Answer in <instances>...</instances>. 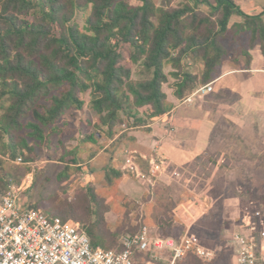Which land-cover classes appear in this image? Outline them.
<instances>
[{"label":"trees","instance_id":"obj_1","mask_svg":"<svg viewBox=\"0 0 264 264\" xmlns=\"http://www.w3.org/2000/svg\"><path fill=\"white\" fill-rule=\"evenodd\" d=\"M78 12L86 14L82 26L76 20ZM233 15L243 17V22L230 25ZM243 32L250 34V46L260 43L264 54V13L249 15L235 0H161L160 4L155 0L138 4L126 0H0V166L6 156L17 159L23 155L29 160L34 146L28 138L48 142L56 122L68 110L83 109V93H89L95 125L105 127L108 137L117 126L132 129L159 119L168 121L172 105L164 85L173 89L179 101L184 100L213 80L228 54L223 41ZM245 54L250 57L249 52ZM189 63L201 64L202 72L188 70ZM136 64L151 76L134 79ZM167 65L171 72L165 70ZM100 131L89 132L84 141H96ZM72 159L71 163L78 164L76 157ZM121 177L115 167L105 174L109 185ZM11 183V178L0 174V193ZM223 183L232 186V182ZM245 194L235 192L238 200ZM228 197L225 194L217 202L218 214L226 213ZM178 204L179 200H172L174 210ZM52 211L46 213L80 221L94 246L121 250L125 230L108 226L104 216L108 206L94 183L77 190L71 200H61ZM169 211L158 228L179 237L184 232L172 231L175 217L168 216ZM214 214L201 218L198 230L209 229L206 220L218 218ZM143 225L129 233H137ZM148 258V252L135 255L139 261ZM219 259L207 261L188 252L176 264H217Z\"/></svg>","mask_w":264,"mask_h":264},{"label":"rangeland","instance_id":"obj_2","mask_svg":"<svg viewBox=\"0 0 264 264\" xmlns=\"http://www.w3.org/2000/svg\"><path fill=\"white\" fill-rule=\"evenodd\" d=\"M126 1L131 4L140 3V0ZM155 2L160 4L161 0H155ZM85 16L86 14L82 12H78L77 14L76 20L81 26L84 25ZM170 68L171 65H167L165 70L171 72L172 68ZM169 69L170 71H168ZM132 75L134 79H145L149 78L151 73H146L140 64H136ZM164 89L167 92L171 88L168 85H164ZM81 97L85 100L83 109L72 108L68 110L56 122L55 126H57V129L52 133L48 142L28 138L30 144L34 146V150L29 155V160L25 159L23 155H18L23 158L20 162L9 156L3 158L0 174L6 178H11L12 183L16 185L22 184L25 180L24 188L19 194L24 207H28V205L39 207L45 212L51 213L53 212L52 208L57 206L61 200H71L77 190H81L89 183H94L96 193L105 200L108 206V211L104 214L108 226L111 230L117 227L125 230L120 240L129 232H132L133 229H138L141 224H146L154 234L165 236L169 234L171 236V233L167 231L168 229L162 231V229L158 228L159 221L162 220L166 210H170L168 216L175 217L174 230L172 231L183 232L181 227H178V215L180 213V218L190 223L203 214L202 208L196 202V198L200 199L202 196L200 193L203 190L207 191V193H213V197H215V200L218 199V202L220 201V196H223L221 200H224L225 194L230 195L226 199H230L228 201L229 204L233 202L231 198L236 201L238 205L234 204L228 214L231 229H234L238 221L245 218L244 216H249L253 220V215L257 211H260L261 217L264 220V174L255 173L256 177L250 179H226L224 177L227 165L225 164L226 162L218 160L221 158L218 152L215 156L217 158L216 163L206 159L192 166V172L197 177L174 178L169 184L160 183L156 185L153 193L146 192L144 187L132 178L130 180L114 178L115 182L112 185L107 184L105 170L102 168L100 171H97V166L104 163V158L108 154H115L117 162L120 164L122 152L125 148L132 147L131 141L133 138L130 140L129 131L122 134L107 149L109 151L111 149V151L105 157L101 155L97 161L92 162L93 152L97 150L96 148L101 149L106 143L105 139L109 138L107 135L108 131L106 128L100 127L98 129L96 125L93 126L96 113L90 107L89 93H83ZM197 99L201 98H195L192 102L178 100L177 104L193 106L196 104ZM123 129L122 126H117L112 137ZM97 130H101L100 132L105 136V139L102 136L94 144L84 141L89 132ZM120 149L121 152L119 153ZM23 153L27 155L25 150ZM74 157H76L78 164L71 163ZM117 162L114 164L117 165ZM227 181L232 182V186L225 188L222 185H224L223 182ZM237 186L241 188L240 190H246V192H251L250 194L253 195H241L240 200H238L234 192ZM6 188L4 187V190ZM220 192L224 193V195ZM174 199L179 200L180 203V206L178 204L175 210L171 205ZM214 213L213 217L220 216V214L216 213V209ZM214 240L216 243L213 247L218 249V252L223 251L222 253L226 255L222 260L223 264H230L234 256V250L231 244L228 243L229 239L215 238ZM221 245H223V250H221ZM170 258V252H166L163 254V259L160 262H165L166 264V261ZM181 264H184V261Z\"/></svg>","mask_w":264,"mask_h":264},{"label":"crops","instance_id":"obj_3","mask_svg":"<svg viewBox=\"0 0 264 264\" xmlns=\"http://www.w3.org/2000/svg\"><path fill=\"white\" fill-rule=\"evenodd\" d=\"M235 1L249 15L264 13V0ZM242 22L243 17L233 15L230 25ZM223 45L228 54L223 57L222 62L216 68L213 80L209 82L213 85V91L199 97L201 99H197L195 105L188 106L178 105L173 89H169L167 91L168 102L172 108L168 114V121L159 119L145 127L123 129L112 138L105 139L102 134L98 135V140L103 136L106 143L101 149H95L91 161H97L101 155L105 157L111 151V149L107 150L111 144L129 131L130 140L133 138L131 141L133 148L141 153L149 154L157 147L168 158L166 171L158 180L157 185L169 184L174 178L195 177L192 166L206 159L211 162L217 161L215 158L217 152L221 155L218 160L226 162L227 171L224 177L226 179H250L256 177L255 173L264 174V54L258 41L254 46H250L248 32L233 33L223 41ZM246 51L249 52L250 57L245 54ZM188 70L198 74L202 72L203 67L199 63H189ZM93 126H95V121ZM89 142L94 144L97 140ZM104 159V163L97 166V171L103 168L106 174L111 167L120 171L121 163L117 162L115 154H108ZM116 162L117 165L114 164ZM120 173L122 174L121 171ZM130 179L129 176L122 174L121 180ZM223 184L225 186L221 185L225 188L230 187L226 183ZM240 189L239 186L235 187V192L246 193V190ZM200 194L202 196L199 199V205L202 206L203 214L187 223L180 218L179 213L177 223L184 227L183 232L187 230L195 232L201 239L202 245L214 249L215 257L207 261H213L217 257L220 258L217 264H223L222 260L226 255L222 253L223 251L218 252V249L213 247L216 243L214 239H229L228 243L235 250L232 238L242 228L243 221L240 219L237 226L231 229L228 214L232 206L238 204L233 200L229 204V200H226L224 202L226 213L214 220H206L210 225L209 229L202 227L198 230L197 222L215 209L218 214L217 205H220L217 203L218 199L215 200L213 197V193L203 190ZM221 198L222 196L219 199ZM221 246L223 250V245ZM235 260L234 252L230 264H234Z\"/></svg>","mask_w":264,"mask_h":264},{"label":"built area","instance_id":"obj_4","mask_svg":"<svg viewBox=\"0 0 264 264\" xmlns=\"http://www.w3.org/2000/svg\"><path fill=\"white\" fill-rule=\"evenodd\" d=\"M212 90V83H208L184 100L192 102ZM22 159L18 157L17 161ZM168 163L157 147L149 154L130 147L123 150L119 169L153 193ZM24 184L25 180L20 185L11 183L0 193V264H165L160 261L166 252L171 254L166 264H176L188 252L204 260L215 257V251L202 245L191 230L179 237L165 236L154 234L146 224L122 238L120 251L94 246L82 223L50 216L39 207H24L19 198ZM244 217L242 228L232 238L234 264H264V220L260 211L253 220ZM137 252H148L149 258L136 260Z\"/></svg>","mask_w":264,"mask_h":264}]
</instances>
